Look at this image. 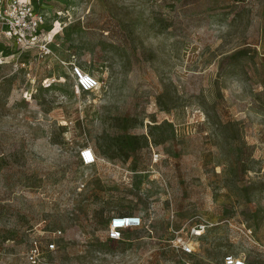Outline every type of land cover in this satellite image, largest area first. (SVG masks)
Wrapping results in <instances>:
<instances>
[{"label": "rangeland", "instance_id": "374dc122", "mask_svg": "<svg viewBox=\"0 0 264 264\" xmlns=\"http://www.w3.org/2000/svg\"><path fill=\"white\" fill-rule=\"evenodd\" d=\"M34 5L38 46L0 25V264H31L34 241L57 246L41 264H182L198 222L195 264H264V0Z\"/></svg>", "mask_w": 264, "mask_h": 264}, {"label": "built area", "instance_id": "2783aa9c", "mask_svg": "<svg viewBox=\"0 0 264 264\" xmlns=\"http://www.w3.org/2000/svg\"><path fill=\"white\" fill-rule=\"evenodd\" d=\"M36 0H0V25L5 35L17 44L28 48L39 45L44 24V15L38 12L34 2ZM70 75L77 88L83 92L96 90L100 86V79L95 74L83 70L75 63H71ZM156 154L155 157H158ZM84 164L96 162V154L92 148L85 147L80 152ZM155 159V158H154ZM156 160V159H155ZM142 225L139 215H117L110 220L107 235L112 239L122 237L124 229L138 228ZM210 227L205 222H198L191 226L186 237L178 235L173 241L179 253L182 264H195L198 258L197 242ZM249 234L252 230L249 229ZM251 241L252 238H249ZM56 243L51 242L45 246L34 241L26 252V258L31 264H41L45 260V253L56 250ZM223 264H252L245 254L227 253L223 256Z\"/></svg>", "mask_w": 264, "mask_h": 264}, {"label": "bare ground", "instance_id": "6f19581e", "mask_svg": "<svg viewBox=\"0 0 264 264\" xmlns=\"http://www.w3.org/2000/svg\"><path fill=\"white\" fill-rule=\"evenodd\" d=\"M99 87H100V86H98V88H99ZM98 88H97V89H98ZM78 90H79V89H78ZM79 91H80V90H79ZM80 92H81V91H80Z\"/></svg>", "mask_w": 264, "mask_h": 264}]
</instances>
